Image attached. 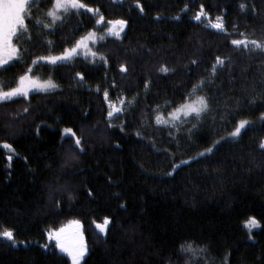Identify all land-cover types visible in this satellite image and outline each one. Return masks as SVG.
Returning <instances> with one entry per match:
<instances>
[{"label":"trees","instance_id":"16d2710c","mask_svg":"<svg viewBox=\"0 0 264 264\" xmlns=\"http://www.w3.org/2000/svg\"><path fill=\"white\" fill-rule=\"evenodd\" d=\"M83 2L98 7L105 24L126 19V39L107 36L93 44L92 51L99 50L95 65L89 53V60L80 56L51 70L34 68L41 79L51 76L58 90L0 103V231L10 228L16 238L15 246L0 238V264H71L70 258L54 254L59 249L51 247L48 232L72 220L81 222L88 249L81 264H184L178 246L185 239L207 246L206 264H264V150L258 147L264 139V123L259 120L264 112V52L230 43L243 38L241 32L249 40L264 42V0H139L143 13L137 0ZM31 3L34 18L50 23L43 7L48 0ZM240 3L249 6L246 12L240 11ZM201 4L213 22L223 14L226 33L196 23L193 16ZM251 5H256L254 14ZM92 17L83 9L69 14L57 22L54 36L30 23L36 46L25 41L20 46L32 48L34 58L49 53L43 41L50 39L55 44L51 53L56 54L62 44L70 46L90 28L104 27L95 25ZM202 21L208 23L204 17ZM100 54L108 58L107 80ZM217 55L231 63L226 60L223 70L217 66L212 78ZM27 63L25 56L23 64L0 73V80L13 82ZM121 63L128 73L119 71ZM162 64L175 73H159ZM76 72L84 74L83 82L78 83ZM146 77H151L148 91L142 83ZM200 78L212 83L199 94L209 98L215 111L233 115L202 120L191 137L185 131L191 123L169 136L165 126L155 124L152 109ZM113 79L117 87H111ZM105 89L117 106L125 99L123 113L115 114L122 118L114 116L113 127L106 123ZM237 102L238 110L233 107ZM234 118L248 119L254 127L227 143L221 138H228L233 125L226 121ZM64 128L82 135L85 147L84 154L67 162L68 145L61 144ZM216 140L221 143L214 155L199 162L192 159ZM4 143L15 151L3 148ZM182 160L191 164H182L169 177L173 164ZM58 185H66L72 199L54 191L52 195L60 198L56 207L49 197ZM250 216L259 221L251 235L244 227ZM105 217L111 220L106 236L97 228L104 226Z\"/></svg>","mask_w":264,"mask_h":264},{"label":"snow or ice","instance_id":"6c2138e0","mask_svg":"<svg viewBox=\"0 0 264 264\" xmlns=\"http://www.w3.org/2000/svg\"><path fill=\"white\" fill-rule=\"evenodd\" d=\"M34 5L30 3V0H0V73L9 71L10 68L16 67L24 63V57L28 56L30 63L24 64L22 73L18 74L16 79L7 83L3 80H0V103L11 102L15 98H24L27 99L29 94L33 91L36 93H52L58 90L59 85L49 76L47 79H41L39 75L34 72V68L37 71L42 67H49V70L56 67L65 66L68 63H72L76 58L81 56L85 60H89V53L91 56L90 63L95 65V58L98 55V51H92L90 49V44H95L97 41L105 40L107 36L115 37L116 40L126 39L125 29L128 26V21L126 19H115L108 20L105 24V17L100 12V9L92 8L85 4L83 0H48V3L43 5L47 8L45 13L47 18H50V23H44L39 19H35V14L31 11ZM137 7L141 13L144 12V7L137 0ZM249 6L240 3L239 9L241 12H246V9ZM187 5H185V9ZM86 10L87 13H92L95 25H104L103 28H90L86 31V34L74 38L70 46L67 44H62L60 50L56 54L51 53V49L55 47L54 41L46 39L43 41L49 49L48 54L36 55L33 58V49L32 48H21L20 41H25L28 44H32L33 48L36 44L33 42L32 34L29 31V24L32 23L33 26H40L43 29H47L46 36L58 35L55 30L57 22H63V19L69 15L80 14V10ZM253 14L255 13L256 5H251ZM227 10H224L226 14ZM202 17L208 20V26L212 29H216L219 32L226 33L227 28L225 27L223 14L217 15L215 21L213 22L209 14L205 12L204 5L199 6V11H197L193 19L195 21L202 22ZM159 19V17H157ZM176 19L179 20L180 16L177 15ZM235 27V25H233ZM106 29V32H105ZM105 33L104 35H98L97 32ZM61 38H63V33H59ZM240 36L243 38L231 39L230 43L240 48L243 46V50L249 49V45L252 46L253 50H261L264 52V42H261L258 39L249 40L243 32L240 33ZM107 47V45H104ZM99 60L101 61V67L104 68L105 79L107 80V60L108 58L103 54L99 55ZM226 60L228 63H231V59L227 57H221L217 55L214 58V63L211 65V77L215 78L217 72V66L221 70L226 66ZM193 65L197 64L196 60H192ZM119 71L121 73H128L129 69L126 64L121 63L119 65ZM158 72L167 76L170 72L175 73L174 68H169L167 64H162ZM75 75L79 78L78 83L84 81V74L81 72H76ZM157 79L160 76L156 77ZM143 86L145 91L149 90L151 84V77H146L143 81ZM212 83V79L200 78L195 83H192L189 87L181 89L176 96L180 99H176V96L173 98L164 97V105L160 106L157 103V107L152 109L154 113V120L156 125L165 126L166 130L169 133V136H173V130L176 132L180 131V128L185 123H191L192 127L186 129L188 137L196 135L198 131V125L202 126L201 121L207 120L209 117H213V122H215V116L219 115L221 119L225 116H232L231 111H221L217 112L210 105V100L205 95H200L199 93L203 92L205 88L209 87ZM123 86L122 84L120 85ZM111 87H117L115 79L111 81ZM97 92H99V87H97ZM104 100L108 103L107 110V119L106 123L108 127H113L112 124L113 117L116 113H123L125 99H119V106L114 102L109 100V93L105 89L102 93ZM130 102V105L134 103ZM235 109H239V102L234 106ZM25 112L28 111L27 108L24 109ZM165 112L167 115H165ZM189 117L192 118L189 121ZM116 119H121V116H115ZM259 120L261 123H264V112L259 114ZM194 121V122H193ZM226 123L233 125V130L228 133V138L222 137L227 143H232L237 141L241 137L243 131L248 127H254V125L248 119H232L226 121ZM119 127L120 132L124 131L123 125L116 126ZM39 131V129H37ZM137 136L140 135L139 132L136 133ZM83 136L77 135V131L72 128H64L61 135V144L68 145L67 159L73 160L76 159V154H84L85 147L82 143ZM221 143L220 140H216L212 143L210 147L199 151L196 157L192 159L197 162L201 158H207L211 155H214V149H217V145ZM258 147L261 150H264V139H261L258 143ZM3 148L9 149L11 152L15 150L12 148V145L9 143H4ZM26 159V158H25ZM9 161V167L11 166L12 155L7 156ZM190 165L191 160H182L181 163L173 164L171 171L167 173L169 177L177 171L181 165ZM62 192L64 193L69 200L72 199V193L68 187L58 185L55 189H50V199L54 200L56 207H59V199L52 195L53 192ZM88 195L91 196V190L88 191ZM111 223L110 218H104V226L97 225V228L105 236L107 235V225ZM81 222L79 220H72L66 226L59 228L55 231L48 232L49 240H55L53 249H59V253H54L60 255L61 258H70L71 264H81L84 256L87 253V245L85 242L84 235L81 231ZM244 227L247 229L249 235H251L252 229L259 227V221L254 217L250 216L247 220L244 221ZM0 238H4L8 241H11L13 246L16 244V238L14 231L10 228H5L0 231ZM44 248L47 249L48 245H44ZM207 250V246H200L196 244L195 241L191 239H185L178 246L179 258L184 261V264H206V258L204 256ZM184 254H187L185 256ZM210 258V257H208ZM226 261V258H225Z\"/></svg>","mask_w":264,"mask_h":264},{"label":"flooded vegetation","instance_id":"af4514ba","mask_svg":"<svg viewBox=\"0 0 264 264\" xmlns=\"http://www.w3.org/2000/svg\"><path fill=\"white\" fill-rule=\"evenodd\" d=\"M196 23H198V24H201V25H203V26H208V23L207 24H204V22L202 21V22H200V21H196ZM210 29H211V27L210 26H208ZM64 227V226H63ZM51 247H53V245L55 244V240L53 239V241L51 242Z\"/></svg>","mask_w":264,"mask_h":264},{"label":"rangeland","instance_id":"374dc122","mask_svg":"<svg viewBox=\"0 0 264 264\" xmlns=\"http://www.w3.org/2000/svg\"><path fill=\"white\" fill-rule=\"evenodd\" d=\"M33 1H34V0H30V3L33 2ZM102 35H104V33H103ZM92 45H93V44H90V49H91V50H92ZM81 56H83V53H81ZM32 93H35V91L31 92L30 94H32ZM30 94H29V95H30ZM65 226H66V225H65ZM102 227H103V225H102Z\"/></svg>","mask_w":264,"mask_h":264},{"label":"water","instance_id":"95a60500","mask_svg":"<svg viewBox=\"0 0 264 264\" xmlns=\"http://www.w3.org/2000/svg\"><path fill=\"white\" fill-rule=\"evenodd\" d=\"M212 29V28H211ZM212 30H214V31H216V32H218V33H220L218 30H216V29H212ZM82 231V230H81ZM87 257V253H86V255L84 256V258H83V260L85 259Z\"/></svg>","mask_w":264,"mask_h":264}]
</instances>
